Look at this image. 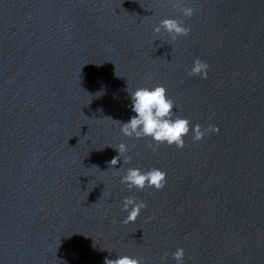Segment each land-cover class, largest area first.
Returning a JSON list of instances; mask_svg holds the SVG:
<instances>
[{
    "label": "water",
    "instance_id": "1",
    "mask_svg": "<svg viewBox=\"0 0 264 264\" xmlns=\"http://www.w3.org/2000/svg\"><path fill=\"white\" fill-rule=\"evenodd\" d=\"M181 2L190 18L173 0H0V264H176L177 248L264 264V0ZM165 18L189 35L154 33ZM196 59L207 79L187 75ZM157 85L174 118L219 133L183 149L123 136L127 89ZM127 168L166 186L129 190ZM126 197L147 205L135 222Z\"/></svg>",
    "mask_w": 264,
    "mask_h": 264
},
{
    "label": "clouds",
    "instance_id": "2",
    "mask_svg": "<svg viewBox=\"0 0 264 264\" xmlns=\"http://www.w3.org/2000/svg\"><path fill=\"white\" fill-rule=\"evenodd\" d=\"M173 6L178 7L185 17L190 18L194 14V9L183 6L181 0H173ZM162 30L173 41L190 33V28L186 27L182 20L174 18L161 20L154 28V33L160 34ZM209 67L207 62L196 59L187 70V75L189 77L197 76L201 79H207ZM127 91L131 98V111L135 115L125 123L114 122L110 117H106V119H110L120 125V132L125 137L137 140L150 138L156 147L161 144H167L170 147L175 146L178 149H183L185 137L190 132L192 133L193 141H200L208 133L218 134L220 131L218 126L209 125L207 128L202 129L199 124L193 127L186 118L179 116L174 118L175 101L168 97L167 89L162 85H157L154 88L140 87L132 92L127 89ZM149 147H152V144ZM115 150L118 155L111 160L109 167L116 166L121 161L120 157L127 152V146L121 143ZM130 159V157L125 156L123 164L130 163ZM166 176L167 174L164 171L157 168L147 171H142L139 168H127L124 169L120 182L129 190H144L147 187L160 191L166 186ZM122 203V211L127 213L124 223L135 222L141 211L147 207L143 201H138L135 197H126ZM166 256L167 253H165ZM172 258L176 261V264H184V250L177 248L172 253ZM104 264H145V261L142 257L133 258L122 255L117 256L116 259H106Z\"/></svg>",
    "mask_w": 264,
    "mask_h": 264
}]
</instances>
